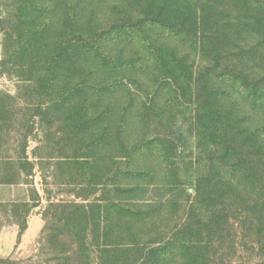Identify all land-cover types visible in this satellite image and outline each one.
<instances>
[{"label":"rangeland","instance_id":"1","mask_svg":"<svg viewBox=\"0 0 264 264\" xmlns=\"http://www.w3.org/2000/svg\"><path fill=\"white\" fill-rule=\"evenodd\" d=\"M75 3L0 0V264H264V0ZM46 36L90 46L78 105L44 96Z\"/></svg>","mask_w":264,"mask_h":264},{"label":"trees","instance_id":"2","mask_svg":"<svg viewBox=\"0 0 264 264\" xmlns=\"http://www.w3.org/2000/svg\"><path fill=\"white\" fill-rule=\"evenodd\" d=\"M35 1H39L40 3H43L44 9H35ZM80 1L85 0H22V7L31 9L32 13L42 14L46 13L48 15H52V22L55 24L63 23V24H69L71 21H75L77 16L80 14V10L76 11L73 9V3L78 4ZM259 0H255L257 3ZM257 6V5H256ZM163 26V24H161ZM44 42H50V45L53 43V48L51 47V50L49 51V57H48V66L49 63H52V68L46 69V80L44 81V85H42V89H44L45 93L44 96L48 97L52 100V104H56L57 106L62 105L63 103H67L70 105H74L84 101L88 95L87 89L90 88V86H86L84 83H81V79L88 74H92L91 68H75L78 67V59L80 56V49H89V45L86 44V42L82 39V37L79 38H61L58 41L51 40L52 37H41ZM36 40H39L37 38ZM114 40V39H113ZM42 42V41H41ZM42 42L43 44H45ZM86 57H90V52H87L85 54ZM62 65H66V68H63ZM51 67V66H50ZM69 67V68H68ZM115 68H113V71L117 68H123V66H117L114 64ZM86 71V73L84 72ZM112 70V69H111ZM104 71V70H103ZM80 73L83 74L82 78H79L78 76H81ZM223 78L222 81H225V77H228L229 79H235L239 78L241 84H248L249 80L246 75L234 72L230 70H226L223 72ZM236 80V79H235ZM93 87V92H98L109 94L112 91H114L116 88L113 86V84L108 85H102L100 88L95 87V85L91 86ZM10 98L8 94H5L0 91V118L8 114V108L5 103V99ZM75 104V105H76ZM83 107V106H82ZM81 111V107L76 106L71 111V113L79 114ZM158 143H161L160 140H147L141 143L143 150H147L151 152V148L154 145H158ZM144 147V148H143ZM139 176H146L145 173L140 172ZM6 177V176H5ZM5 181V182H3ZM2 183H9L8 180H3ZM110 215V214H109ZM97 223V222H96ZM95 223V224H96ZM97 225V224H96ZM94 233V232H93ZM98 239V238H95ZM167 246L162 248H155L153 250H150L149 252L153 255V260L143 261L140 264H164L165 259L172 260L174 257V253L176 251H180V246L177 244L170 245L165 244ZM107 245L101 246V248L98 249L99 254H102L106 252ZM175 251V252H174ZM150 262V263H149ZM88 264H92L87 262ZM98 264H107V261L105 260H99ZM116 264V263H114Z\"/></svg>","mask_w":264,"mask_h":264}]
</instances>
